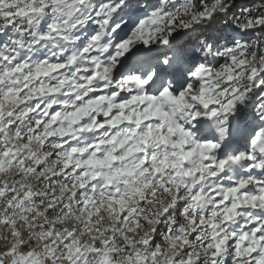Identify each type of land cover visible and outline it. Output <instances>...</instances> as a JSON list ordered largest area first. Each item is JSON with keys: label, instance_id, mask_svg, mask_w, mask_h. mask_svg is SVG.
Returning a JSON list of instances; mask_svg holds the SVG:
<instances>
[{"label": "snow or ice", "instance_id": "6c2138e0", "mask_svg": "<svg viewBox=\"0 0 264 264\" xmlns=\"http://www.w3.org/2000/svg\"><path fill=\"white\" fill-rule=\"evenodd\" d=\"M37 2L42 4V12L62 9L65 22L71 23L80 15L84 0ZM258 3L264 5V0ZM177 5L169 13L172 23L182 14L192 21L182 25L183 36L190 35L193 26L217 17L227 19L234 7L230 0H181ZM3 6L4 0H0V8ZM35 11L34 7L17 8L7 18L18 21ZM132 15L131 27L125 26L127 32L118 41L117 56L125 60L132 57L145 69L142 77L124 80L126 84L138 81L143 94L131 87L127 92L114 87L112 69L89 57L80 69L82 79L76 82L77 88L90 89L87 95L74 107L68 105L66 113L53 105L42 114L43 120H33L35 112L44 107L39 99L60 93L64 85L34 91L29 82L46 79L65 67L75 70L77 60L69 58L59 67L40 62L30 65L0 53V238L6 232L10 241L0 247V264H203L200 251L190 244L196 236L206 242L202 252L210 261L218 262L228 247L235 264H264V181L252 175L255 167L224 185L213 186L215 199L201 216L200 204L208 189L201 187L202 179H190L199 172L187 170L191 135L168 125L159 103L184 109L188 101L198 99L203 111L196 113L194 121H210L221 112L228 115L237 109L238 117L230 121V139L220 155L243 141L244 155L235 158L254 163L258 154H264V95L260 94L264 92V40L254 41L257 32L264 36V14L259 8H249L239 17L232 16L226 34L211 39L206 49L215 53L213 60L199 63L193 62L170 30L168 38L153 43L158 34L153 26L162 22L154 6L151 13L137 8ZM44 29L54 35L57 25L46 22ZM253 42L255 51L251 52ZM245 78L252 81V89L232 88L223 103L185 95L194 90L193 80L207 84L223 79L226 84H235ZM239 101L249 107L240 108ZM62 120L67 126L57 135L55 129ZM93 133L107 135L96 138ZM85 134L89 139L81 147L78 138ZM202 139L206 143L200 154L208 163L204 150L213 149L215 143ZM64 140L70 143L65 145ZM51 141H58L56 148L62 155L57 175L68 176V187L62 185L59 192H50L46 205H38L29 181L47 179L56 171L47 167L56 153L43 150ZM218 167L224 175V163ZM250 180L258 185L256 189L251 188ZM71 188L77 191L73 194ZM81 193H86L82 199ZM69 197L78 200L75 207ZM59 209L63 211L58 214ZM173 212L176 217H172ZM161 216L172 217L163 243L157 226ZM69 220L82 225L80 234L61 228ZM241 224L243 228L236 232ZM229 231L234 233L231 239ZM33 239L39 247L31 246Z\"/></svg>", "mask_w": 264, "mask_h": 264}, {"label": "clouds", "instance_id": "9594fccd", "mask_svg": "<svg viewBox=\"0 0 264 264\" xmlns=\"http://www.w3.org/2000/svg\"><path fill=\"white\" fill-rule=\"evenodd\" d=\"M230 4L234 5L231 0ZM143 9L145 12L151 13L153 6L161 13L162 22L153 26V31L158 34L153 37V43L162 38H168L169 30L177 35V39L182 43V37L191 36L194 39V43L187 44L186 48L189 56L192 57L193 62L199 63L201 60L211 61L213 60L215 53L208 52L206 49L212 44V41L208 38L207 32H202V29H208L210 25L215 24L217 30H223L228 25L229 20L232 19V15L228 14L227 19L217 17L213 22H204L199 27L193 26V31L188 36H183L184 24H192V21L188 15H181L175 23H172L169 13L173 12L178 7L176 0H84V3L80 10V15L76 17L71 23L65 22V16L63 10H57V7L50 8L48 11H41L42 4L37 0H32V3H26L25 0H4L3 8H0V53L6 54L11 57L13 61H19L20 64L35 65L40 62L44 65H50L53 67H59L61 63H66L69 58H76L77 65L75 70L73 67H65L63 71H57L54 74H50L48 78H41L39 81L33 79L29 83L32 90L38 91L44 89L45 91L52 87H59L64 85L60 93L53 96H44L39 99V103L44 105L39 111L35 112L33 120L39 118L44 119V113L50 109L53 105L57 106V111L67 112L68 105L75 106L77 100H82L84 95H87L90 89H79L76 86V82L82 79L80 69L84 67L83 61L89 57L93 60L99 61L105 67L112 69V76L115 80L114 87H123L127 92L131 87L137 94H143L144 89L138 88V81H133L131 84L124 83V80L129 77H142L145 69L138 66L132 57L126 60L123 57H118V41L127 32L126 25L131 27V21L134 19L132 10ZM35 8V12L28 15L26 18H21L18 21L10 20L7 18L8 13H14L17 8ZM252 9L256 11L257 8L261 10V14H264V5L254 3L251 7H245V9ZM242 11V12H243ZM55 23L57 25V31L53 35L48 32L47 29L42 31L45 23ZM233 23H235L233 21ZM200 33L199 35H197ZM45 36H52V39H45ZM264 40L259 32L255 34L254 41ZM224 43L223 40L220 41ZM159 46V45H157ZM251 52L255 51V43L251 45ZM87 52V57L84 53ZM63 57V60H62ZM123 64V66H121ZM91 66V65H89ZM194 90L186 92L185 95L189 97L199 98L201 96L209 97L213 101H219L223 103L231 96L230 89L235 87L252 89L253 84L248 79H238L235 84H226L223 79L217 81H210L207 84L197 83L195 80L191 81ZM221 91H217V90ZM225 93L227 95L221 94ZM264 95V92L260 93ZM247 101H251V97H246ZM161 103L164 117L167 120V124L180 129L181 131H187L191 135V140L188 145L187 151L191 154L189 159L185 162L188 165L187 170L193 172H199V176L193 175L191 180L202 179V188H207L208 191L204 193V201L201 202L200 215L203 216L207 204H211L215 197L212 195L213 186L224 185L227 181L235 180L240 177V174L255 167L256 172L252 175L258 177L261 181H264V154H258L257 160L249 164L243 159L237 160L235 157H241L244 155L243 147L240 144L234 145L231 148L224 149V156L221 157L220 153L225 145L226 141L230 139V128L234 118L238 117V110L234 109L228 115H224L223 112L217 116L216 119L210 121L193 120V117L198 112H202L203 108L200 101L190 100L189 106L180 109L179 106L172 103ZM240 108H248L249 104L245 101H239ZM251 119V116H249ZM95 117H93V121ZM29 124L31 121L28 122ZM66 122L61 121L55 132L57 135L66 127ZM190 126V127H189ZM242 126V125H241ZM27 127V126H25ZM154 127L159 128V124H154ZM223 129V131H221ZM109 131H111L109 129ZM107 135V133H93V136L99 138V136ZM203 137H207V142L214 141L215 147L213 149H205L204 154L208 158V163L201 157V149L206 143ZM76 139V137H73ZM79 146L83 147L89 137L87 134L80 136ZM58 141L49 142L48 146L44 148V152L47 154L56 153L52 159L48 161L47 167L55 169L47 179H40L36 177L29 181L34 189V196L38 199L35 201L38 205H46L47 195L52 191L59 192L61 186L68 187L65 181L68 180V176L57 175L60 172L61 164L58 159L62 154L57 151L56 143ZM65 145L70 143V140H64ZM39 150V149H37ZM68 149H65L67 152ZM224 163L223 169L224 175H220V169L218 165ZM185 169H181L183 171ZM242 178V177H241ZM251 188L256 189L258 185L254 180L249 181ZM73 194L77 191L75 188L70 189ZM217 195L220 193L217 192ZM86 193H81L80 198H84ZM43 196V199L39 197ZM73 207L76 206L78 200L69 197ZM65 204L68 201H64ZM46 210V208H45ZM63 209L58 210L62 212ZM195 206H193V215H195ZM172 217H176V213H172ZM172 217H163L159 219L158 227L160 229L159 236L161 243H163V237L168 235L166 229L170 228V219ZM177 219H179L177 217ZM183 223V221H180ZM82 225L78 222L69 220L65 224L61 225V228L65 230H71L74 233L80 234ZM232 226H229L231 228ZM243 228L236 229L239 232ZM232 233L229 231L228 238L231 239ZM6 242H10L6 238V232L4 238H0V247H3ZM29 241L26 239L25 243ZM194 250L200 251L203 264H235L234 259L231 256V249L225 247L224 251L220 255L219 261H210L205 258L202 252L203 247L206 246V242L199 238V236L193 237L190 241ZM32 247H39V243L33 239L31 242Z\"/></svg>", "mask_w": 264, "mask_h": 264}, {"label": "trees", "instance_id": "16d2710c", "mask_svg": "<svg viewBox=\"0 0 264 264\" xmlns=\"http://www.w3.org/2000/svg\"><path fill=\"white\" fill-rule=\"evenodd\" d=\"M231 2L234 4L233 9L231 10V15L235 17H239L245 7H251L254 3H257L258 0H231ZM202 32L208 33V38H213L217 36L218 34H222L220 32H225V29L223 30H217L215 27V24L210 25L208 29H202ZM198 33L197 35H199ZM189 39H193L191 36H189Z\"/></svg>", "mask_w": 264, "mask_h": 264}, {"label": "rangeland", "instance_id": "374dc122", "mask_svg": "<svg viewBox=\"0 0 264 264\" xmlns=\"http://www.w3.org/2000/svg\"><path fill=\"white\" fill-rule=\"evenodd\" d=\"M177 4H179L181 2V0H176ZM222 34H218L217 36L213 37L215 39H219L220 37L224 36L226 34V32H220ZM213 38H209V40L213 39ZM181 40L183 41L181 44L183 46H187V44H190V43H194V39H189V37H182Z\"/></svg>", "mask_w": 264, "mask_h": 264}]
</instances>
